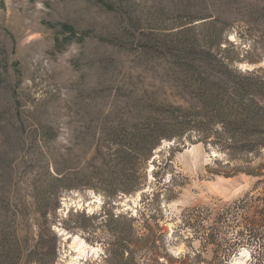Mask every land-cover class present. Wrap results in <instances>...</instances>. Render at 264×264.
Wrapping results in <instances>:
<instances>
[{"label":"rangeland","instance_id":"374dc122","mask_svg":"<svg viewBox=\"0 0 264 264\" xmlns=\"http://www.w3.org/2000/svg\"><path fill=\"white\" fill-rule=\"evenodd\" d=\"M229 58L264 76V0H0V264H264L263 204L230 206L264 148L179 129Z\"/></svg>","mask_w":264,"mask_h":264},{"label":"trees","instance_id":"16d2710c","mask_svg":"<svg viewBox=\"0 0 264 264\" xmlns=\"http://www.w3.org/2000/svg\"><path fill=\"white\" fill-rule=\"evenodd\" d=\"M249 53L250 51H247L245 58L252 61L249 58ZM225 60L228 62L223 60L216 72L217 81L213 80L212 85H210V88L216 89L215 92L210 93L209 99L211 101L204 100L201 109L193 115H184L185 120L179 123V129L189 128L190 130L196 131L200 137L199 141L205 144L210 143L218 150L228 153L234 156V158L237 153L258 156L264 148V76L258 75L256 69L246 72L233 70L229 63L232 60L230 58ZM205 87L208 88V86ZM187 114H190V112ZM217 124L221 126V131L214 132L213 128ZM161 127L160 124H155L151 129L153 136L150 138L149 136L144 137L147 140L145 141L146 145L150 147L144 151L146 156L151 154L152 146H155L157 142L163 139H181L182 135L174 134V128L165 130ZM211 133L214 134L211 135ZM247 173L252 176H260L257 171L253 170H249ZM262 183H264V179H260L257 182V184ZM131 191L132 188L124 189V192ZM249 195L250 193L245 198L233 202L230 206L232 209L238 207L239 209L245 210L251 202H261L263 206L256 209V214L259 216V219L255 221V224L264 227V196L258 194L257 196L250 197ZM111 217L114 218L113 214H111ZM253 222L252 224H254ZM253 226L258 232H254V241L264 238V230L262 231L256 225ZM257 228L261 231L257 230ZM52 235L55 241L56 235ZM159 239L157 235L154 236L152 233L148 235L146 240L151 243L149 251L153 252L157 248L160 249L162 247L157 244L160 241ZM125 241L123 240L121 242V250L117 251L109 248L107 249V253L110 256L117 255L123 257L124 253L128 252L129 257L133 256L132 250H125L127 245ZM240 243L245 244L247 242L243 239ZM262 253L264 254V249Z\"/></svg>","mask_w":264,"mask_h":264},{"label":"bare ground","instance_id":"6f19581e","mask_svg":"<svg viewBox=\"0 0 264 264\" xmlns=\"http://www.w3.org/2000/svg\"><path fill=\"white\" fill-rule=\"evenodd\" d=\"M66 237H69V235H67ZM85 246L84 244L80 243L77 247V252L79 253V258H82L83 256H85L86 254H91V253H94L96 251V249H94L95 251H92V250H89V251H86L85 250ZM247 250V249H245ZM243 251V256L245 257H250V253L249 251Z\"/></svg>","mask_w":264,"mask_h":264}]
</instances>
